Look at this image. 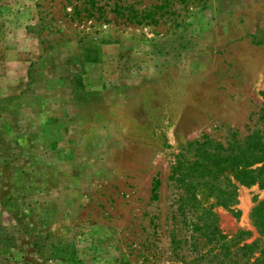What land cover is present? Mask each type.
Listing matches in <instances>:
<instances>
[{"label": "rangeland", "instance_id": "1", "mask_svg": "<svg viewBox=\"0 0 264 264\" xmlns=\"http://www.w3.org/2000/svg\"><path fill=\"white\" fill-rule=\"evenodd\" d=\"M263 104L264 0H0V264H264V185L210 221L170 179Z\"/></svg>", "mask_w": 264, "mask_h": 264}, {"label": "trees", "instance_id": "2", "mask_svg": "<svg viewBox=\"0 0 264 264\" xmlns=\"http://www.w3.org/2000/svg\"><path fill=\"white\" fill-rule=\"evenodd\" d=\"M146 16L136 14V22H140ZM258 114L260 127L252 129L244 138H237L233 134L223 143L202 134L188 141L176 154L170 179L177 183L183 209L193 208L212 221L215 216L213 206L230 207L236 203L238 184L264 185V104L259 108ZM224 171L226 185L222 190L216 180ZM158 186L159 181L155 180L153 197L157 196ZM252 216L257 229L264 233V199L253 208ZM207 227L218 228L211 223ZM251 245L243 244L240 248ZM57 252V248L50 250L53 256L61 254Z\"/></svg>", "mask_w": 264, "mask_h": 264}]
</instances>
